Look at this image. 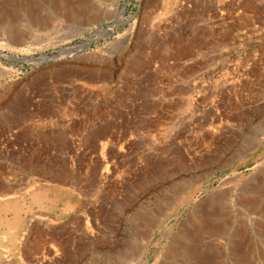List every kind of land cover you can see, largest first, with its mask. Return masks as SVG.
I'll list each match as a JSON object with an SVG mask.
<instances>
[{
  "label": "rangeland",
  "instance_id": "rangeland-1",
  "mask_svg": "<svg viewBox=\"0 0 264 264\" xmlns=\"http://www.w3.org/2000/svg\"><path fill=\"white\" fill-rule=\"evenodd\" d=\"M0 5V264H264V0Z\"/></svg>",
  "mask_w": 264,
  "mask_h": 264
},
{
  "label": "bare ground",
  "instance_id": "bare-ground-1",
  "mask_svg": "<svg viewBox=\"0 0 264 264\" xmlns=\"http://www.w3.org/2000/svg\"><path fill=\"white\" fill-rule=\"evenodd\" d=\"M56 5V4H55ZM1 6V5H0ZM121 21H124L123 20V18L121 19ZM81 51V50H80ZM214 113V112H213ZM212 116V115H211ZM210 116V117H211ZM215 116V115H214ZM213 118V117H212ZM254 177H255V179L257 180L255 183H252L251 185H249L248 186V188L250 189V190H252L253 192H257V194L259 193L260 195H262V198H260L261 200H257L258 199V197H256L257 199H255V198H248L247 199V206H248V210H250V211H254V210H258V209H260V207L262 206V205H264V168L262 169H260V170H257V171H255V173L254 174H252ZM247 183V182H246ZM222 191V190H221ZM225 192L226 191H224V193H221V194H219V195H217L214 199H213V201H216V202H218V201H221V200H223L222 198L223 197H225ZM252 196V195H251ZM240 201H241V199H240ZM215 202V203H216ZM208 203V202H207ZM197 205V204H196ZM204 205V204H203ZM209 208V207H208ZM209 210L210 209H206L205 208V205L203 206V208H202V215H201V218H200V220H198V221H195L196 222V225H195V229L197 230V231H221L222 229H221V227H216V226H214V225H210V223H209V218H210V216L212 215V211L210 210V212H209ZM196 212V211H195ZM216 212V211H215ZM241 215V214H240ZM264 217V216H263ZM194 219H196V218H194ZM259 222V221H258ZM218 223V222H217ZM219 223H221V222H219ZM231 223H229V225H230ZM218 226V225H217ZM258 227V226H257ZM225 229V228H224ZM259 229H261V231L262 232H264V224L263 225H260L259 224ZM246 230V229H245ZM200 233V232H199ZM214 234V233H213ZM241 235V234H240ZM236 237V236H235ZM198 239V238H197ZM264 239V238H263ZM231 240V239H230ZM193 241V240H192ZM236 241V240H235ZM240 241V240H239ZM263 241V240H262ZM242 242V241H241ZM196 243V242H195ZM256 243V242H255ZM192 244V243H191ZM250 244V243H249ZM248 244V245H249ZM189 245V244H188ZM188 245H185V244H183V243H181L180 241H178L177 239L175 240V243L172 245V247L170 248V251H171V253H177V252H183V253H186V254H189V255H191V257H194V253H195V249L192 247V246H188ZM252 245V244H251ZM199 246V245H198ZM236 246V245H235ZM260 246V245H259ZM240 247V246H239ZM230 248V247H229ZM234 248V247H233ZM243 248V247H242ZM241 248V249H242ZM198 249V248H197ZM238 249V248H237ZM255 249V248H254ZM222 250V249H221ZM199 251V250H198ZM240 251V250H239ZM198 253V252H197ZM254 253V252H253ZM260 253V252H259ZM172 255V254H171ZM251 255H253L252 253H237L236 252V257H238V260H239V262L240 263H242V264H255V261L251 258V257H253V256H251ZM256 255V254H255ZM260 257V256H259ZM200 258V257H199ZM202 258V257H201ZM214 258V257H213ZM212 258V259H213ZM256 258V257H255ZM211 259V260H212ZM262 259V258H261ZM234 260V259H233ZM203 261H204V259H203ZM202 261V262H203ZM201 262V263H202ZM208 262V261H207ZM160 264H166L165 262H161ZM199 264V263H198ZM239 264V263H238Z\"/></svg>",
  "mask_w": 264,
  "mask_h": 264
},
{
  "label": "water",
  "instance_id": "water-1",
  "mask_svg": "<svg viewBox=\"0 0 264 264\" xmlns=\"http://www.w3.org/2000/svg\"><path fill=\"white\" fill-rule=\"evenodd\" d=\"M90 42V40L88 41V43Z\"/></svg>",
  "mask_w": 264,
  "mask_h": 264
}]
</instances>
